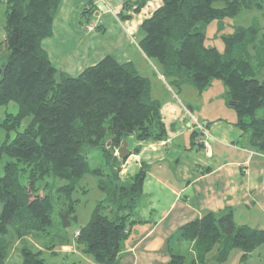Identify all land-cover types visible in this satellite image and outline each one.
Masks as SVG:
<instances>
[{
  "label": "trees",
  "instance_id": "16d2710c",
  "mask_svg": "<svg viewBox=\"0 0 264 264\" xmlns=\"http://www.w3.org/2000/svg\"><path fill=\"white\" fill-rule=\"evenodd\" d=\"M61 2L4 1L6 59L0 64V107L13 102L17 110L0 113V160L7 159L0 175V264L14 238L24 243L26 238H37V233L49 234L44 230L52 223L53 205L49 195L39 197L32 191L34 180L50 177L62 181L55 189L70 201L64 212L73 215L78 199L71 194L86 174L104 178L99 181L103 196L89 221L77 230L76 242L98 264H117L145 171L141 168L121 179L122 160L115 150L131 135L153 140L166 136L160 102L151 95L150 81L130 61L106 54L77 75L58 70L52 63L41 43L52 34ZM130 2L123 0V7ZM136 3L135 10H139L143 2ZM262 3L161 0L140 22L138 45L147 57L158 60L160 74L170 86L190 82L203 90L212 79H221L226 105L237 116L236 125L249 133L250 146L264 154V77H259L264 67V40H257L259 27L238 26L223 35L224 50L220 52L205 45L201 26ZM88 156H98L99 164L91 166ZM20 161L32 170L27 184L21 183L15 168ZM60 225L64 228L62 219ZM175 241L187 242V250H176ZM263 242L264 229L237 224L231 209L207 211L167 238L169 259L165 264H206L210 252L215 260L223 261L234 247L247 257ZM40 252L22 244L21 264H45Z\"/></svg>",
  "mask_w": 264,
  "mask_h": 264
},
{
  "label": "crops",
  "instance_id": "0c3cea01",
  "mask_svg": "<svg viewBox=\"0 0 264 264\" xmlns=\"http://www.w3.org/2000/svg\"><path fill=\"white\" fill-rule=\"evenodd\" d=\"M68 1L62 0L61 3L66 7ZM95 3L104 10L97 16L99 26L107 15L105 9L117 14L122 12L119 0L85 1L84 10L94 7ZM125 14L134 15L130 9L125 10ZM82 26L79 21L78 27ZM54 34L52 22V34L41 43L49 58V45ZM93 45L88 41L83 48L90 60L96 50ZM117 58L126 61L123 57ZM95 60L80 66L79 70L96 63ZM158 76L165 81L162 75ZM218 97L210 94L211 101L199 109L205 113H200V117L207 121L211 134L208 151L202 146L200 137L194 138L192 131L188 134L179 127L176 119L183 115L184 109L176 104L172 111L162 112L161 119L166 128L163 139L138 140L134 135L130 136L129 142L137 150L124 161L120 177L127 179L141 168L145 175L142 193L131 219L135 225L130 226L129 242L126 239L128 243L125 241L117 264H165L169 259L165 245L167 238L181 225L207 211L231 209L234 219H241L239 223L261 222L256 210L264 213V154L250 146L249 133L236 125L235 113ZM187 109L197 108L187 106ZM182 242H178L179 250H185L181 248Z\"/></svg>",
  "mask_w": 264,
  "mask_h": 264
},
{
  "label": "rangeland",
  "instance_id": "374dc122",
  "mask_svg": "<svg viewBox=\"0 0 264 264\" xmlns=\"http://www.w3.org/2000/svg\"><path fill=\"white\" fill-rule=\"evenodd\" d=\"M4 1L5 0H0V64L6 59V51L3 43L5 37L3 28L5 23ZM85 1L87 3L89 0H84V2L69 0L66 7L61 3L56 11L53 20L55 34L50 41L49 55L52 63L57 69L67 74L77 75L79 71H81L79 70L80 66H85L93 59H96L95 61H97L106 53L113 54L116 57H123L126 61H130L139 73L148 77L150 85L153 87L151 95L153 98L159 100L160 107L162 108L160 115H163L167 109L168 111H172V109H174V104L181 105L184 109L183 115L179 116L176 119V122H178L181 129L188 131V134L191 131H195L196 135H194V138H197V136L199 137L198 130L194 129V124L192 122L190 125L188 124L187 113L189 109H187V106L197 108L190 111V113L198 122L203 121V118L200 117V113H205L199 112V109L206 107L211 101L208 98L210 94H212L213 97L219 96L218 98L222 99L226 105L223 93L225 92V85L221 79L214 78L206 88L199 90L190 82L182 83L180 86L173 84L170 86L166 81L159 79L158 75L161 76V67L158 60L155 57H147L141 51L138 42L141 36V20L157 7L161 3V0H139L140 2H143L139 10H135V7L139 4L136 3L138 0L130 2V8L128 6L123 7V0H119L122 3V13L125 14V10L130 9V13H133L134 15L122 17L120 15L121 12L117 14V12H113L111 9H105L107 15L104 16V21L101 26L98 25L97 16L100 15L103 6L99 8L95 3L93 10L90 12H84ZM107 1L109 2L111 0ZM68 4H71V6L69 7ZM114 15L116 17H114ZM79 21L83 24L80 28L78 27ZM250 25L259 27L257 40H264V0L260 7L253 6L251 8H243L233 16L214 18L207 23H203L201 26L205 34L204 43L207 46H214L220 52H223V35L232 33L234 28H237L238 26L246 27ZM88 41H90V45L94 44L96 49L93 51V59L91 60L90 57L85 54L83 49ZM79 49L82 51L80 54H78V52H80ZM259 71V77H264V67ZM6 110L14 113L17 110V104L10 102L7 106L0 107L1 114L5 113ZM231 110L235 113L234 109ZM235 117L237 119L236 113ZM206 128L209 129L208 125ZM200 133L201 132L199 131V134ZM129 138L130 136L127 138V142L128 148L131 149V154L133 147L129 142ZM146 139L153 140L150 138L138 140ZM115 151V154H117L116 156H118L117 150ZM88 157L91 166H97L99 164L98 156ZM126 159H121L120 174L122 173L121 168ZM5 161H7L6 158L0 160V175L3 174ZM28 166V163L20 161L15 167L19 172V179L22 184H27V182L31 180L32 170ZM100 180H104V178L86 174L78 181L77 189L71 194L72 199H78L74 204L75 213L73 214L77 216V222H71L69 226L60 229L61 215L64 213V208L70 203V201L64 197V193L59 194L55 189V187L58 184H61L62 181H53L50 177L44 178L43 180L37 179V181L35 179L34 182L36 184L31 183L32 191L39 197L49 195V199L53 205L52 223L49 227L46 226L47 230H44L51 235L45 232L43 234L37 233V238H32L31 240L26 238L24 243H20L14 238L8 251V255L1 264H21L22 256L20 253V247L22 244L35 250L40 249V256L44 259L45 264H98L92 258L91 254L83 251L82 244H77L75 234L80 226L85 225L89 221L92 209L96 202L103 196V190L99 187ZM83 189H85V191H83ZM256 212L259 213L258 219L261 222L258 223L260 226H258L257 222L251 225L247 223L245 224L250 226L253 225V227L258 226L261 229H264V213L261 210H256ZM243 219H246L244 215ZM235 220L236 219H234V221ZM236 221L237 224H242L239 223L241 219H237ZM130 224L132 228L135 225L134 223ZM138 227H140V225H138ZM54 233L57 235L52 236ZM128 238L129 236L127 237V241ZM127 241L126 244L129 242ZM49 244L51 245L49 246ZM181 244V248H184V251H186L188 243L184 241ZM165 245L167 246V243H165ZM179 246L180 245L176 241L173 242V247L176 250L179 249ZM186 253L188 252H185V254ZM206 264H264V242L253 249L247 257H243L241 249L237 247L232 248L223 261L215 260L213 258V252H210L206 258Z\"/></svg>",
  "mask_w": 264,
  "mask_h": 264
},
{
  "label": "water",
  "instance_id": "95a60500",
  "mask_svg": "<svg viewBox=\"0 0 264 264\" xmlns=\"http://www.w3.org/2000/svg\"><path fill=\"white\" fill-rule=\"evenodd\" d=\"M0 71H1V67H0ZM189 112L192 110H188ZM136 148H133L132 151H136ZM131 149L128 148V142L127 140H122L120 145L118 146L117 149V153H118V157L120 159H126L127 156L130 154ZM61 219H62V224L64 227H67L71 224V222H77V216L76 215H70L68 213V211H65L62 215H61Z\"/></svg>",
  "mask_w": 264,
  "mask_h": 264
},
{
  "label": "built area",
  "instance_id": "2783aa9c",
  "mask_svg": "<svg viewBox=\"0 0 264 264\" xmlns=\"http://www.w3.org/2000/svg\"><path fill=\"white\" fill-rule=\"evenodd\" d=\"M187 116H188V121H189L188 124L190 125L191 122L194 124V129L198 130V135L200 137L201 144L208 151L210 147L209 140L211 138V134H210L209 129L206 128L208 124L207 121L203 120L201 122H198L189 111L187 113ZM199 131L201 132L200 134H199Z\"/></svg>",
  "mask_w": 264,
  "mask_h": 264
}]
</instances>
